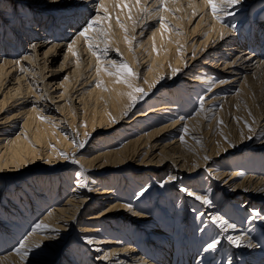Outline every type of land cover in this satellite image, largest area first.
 <instances>
[{
  "label": "bare ground",
  "instance_id": "bare-ground-1",
  "mask_svg": "<svg viewBox=\"0 0 264 264\" xmlns=\"http://www.w3.org/2000/svg\"><path fill=\"white\" fill-rule=\"evenodd\" d=\"M235 11L0 0V264H264V0ZM112 61L135 77L117 82Z\"/></svg>",
  "mask_w": 264,
  "mask_h": 264
},
{
  "label": "snow or ice",
  "instance_id": "snow-or-ice-1",
  "mask_svg": "<svg viewBox=\"0 0 264 264\" xmlns=\"http://www.w3.org/2000/svg\"><path fill=\"white\" fill-rule=\"evenodd\" d=\"M137 2L139 3V0H137ZM207 2L211 6L212 14L214 16L218 17L220 13H223V15H225V16H235L237 14L235 9L238 5H240L242 3V0H221V3L219 5L217 4L216 0H207ZM165 10H167V9H165ZM98 23H99V18H91L85 23L84 26H82V28L78 32L79 36H84L86 40H89L88 46L90 49L92 48V43L90 42V38L88 37L87 33L89 31L96 30L94 28V25H97ZM231 27L235 28L236 25L233 24V25H231ZM33 47H35V46L33 45ZM69 50H71L70 47H69ZM94 54H96V53H94ZM97 59L98 60L100 59L99 55L97 56ZM112 67L115 69V72H108V74L109 75H115L117 77V82L128 83V80H127L128 77H135V73L131 70L130 66L127 63H121V64L117 65L116 61H112ZM105 71H108V70L105 69ZM174 71H176V70H174ZM128 86L132 87L131 84H129ZM134 91L137 93H141V94L146 95V93L144 92V90L142 88H135ZM131 99H132V105L134 106L135 103L137 102V99L135 96L131 97ZM203 104H204V100L201 99L199 101V105H200L201 110H203ZM125 114H127V113H125ZM220 123H223V122L221 121ZM246 126L249 128V132L255 131V129H253L250 125L246 124ZM184 132L187 133L188 129L185 128ZM181 139L183 140V137H181ZM249 139H251V137H249ZM83 146H84V142L77 144V147H83ZM62 156L66 160L70 159L67 154H62ZM205 159H207V157H205ZM71 162L76 163V160L74 158H71ZM78 176L83 178L85 181L81 186L87 187V178L85 177V171L81 170L78 173ZM169 179L170 180H176L177 178L176 177H169ZM89 190H91V189H89ZM181 190L185 191L188 196L193 197L197 201H201L205 205H211L212 204V201L209 199L208 195H206V194L200 195V194H197V193L190 191L186 188L181 189ZM140 194L142 195L143 193L141 192ZM200 215H202V214H200ZM252 219L253 220H256V219L264 220V216H262L258 212H255L252 214ZM212 223L217 225L222 232H228L229 229H232V230L236 229V225L234 223H229L227 220L222 219L219 216H217L214 220H212ZM35 229L43 232V231H48L49 227L41 221L35 225ZM201 231H203V229H201ZM226 239L230 244L234 245L236 248H241V247L252 248V247H254V244H253L251 239H249L246 243H243L241 241L240 237H233L231 235L227 236ZM26 243H27L26 240L20 242L19 248H17V250H16L17 254H20L22 258L26 257L28 255V251H30V250H26V251L21 252L22 249H25ZM87 243L92 244L93 240L88 238ZM219 244H220V240L218 238H213L209 243H207L206 248L204 250L205 251L216 250L217 246ZM37 247H39V245H37ZM102 258L106 259L107 257H102ZM229 264H231L230 259H229Z\"/></svg>",
  "mask_w": 264,
  "mask_h": 264
},
{
  "label": "rangeland",
  "instance_id": "rangeland-1",
  "mask_svg": "<svg viewBox=\"0 0 264 264\" xmlns=\"http://www.w3.org/2000/svg\"><path fill=\"white\" fill-rule=\"evenodd\" d=\"M257 6H258V4H255L252 8H251V15H249V20H250V22H253L254 20H253V14H254V11L256 10V8H257ZM138 33H140V30H139V32ZM182 76V74H180V77ZM180 77H179V79L176 81V82H174V83H172L171 85H167L169 88H175L176 87V85H178L180 82ZM151 99H153V95H151V96H149V98L148 99H146L147 100V102H148V100L150 101ZM145 104H146V102H145ZM229 164H231V163H229ZM60 256V255H59ZM58 256V257H59ZM59 261V260H58Z\"/></svg>",
  "mask_w": 264,
  "mask_h": 264
}]
</instances>
